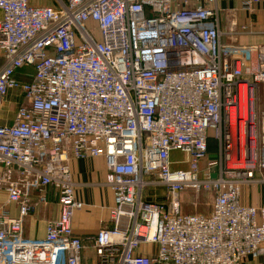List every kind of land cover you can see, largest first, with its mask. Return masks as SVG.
I'll return each mask as SVG.
<instances>
[{
  "label": "built area",
  "instance_id": "obj_1",
  "mask_svg": "<svg viewBox=\"0 0 264 264\" xmlns=\"http://www.w3.org/2000/svg\"><path fill=\"white\" fill-rule=\"evenodd\" d=\"M0 12V264H82L69 160L96 157L114 204L90 264H264V203L243 201L264 188V46L222 42L219 0H0ZM12 91L23 103L2 123ZM176 151L187 169H172ZM49 188L59 217L27 238ZM186 188L212 193L210 214L181 213Z\"/></svg>",
  "mask_w": 264,
  "mask_h": 264
},
{
  "label": "crops",
  "instance_id": "obj_2",
  "mask_svg": "<svg viewBox=\"0 0 264 264\" xmlns=\"http://www.w3.org/2000/svg\"><path fill=\"white\" fill-rule=\"evenodd\" d=\"M202 1L199 0V3ZM32 3L34 5H55L53 0H32ZM219 9L223 43L264 46V0L257 4L252 12L244 10L240 0H219ZM1 16L0 12V18ZM232 23H236V25L231 26ZM243 26L248 28L245 33L240 32ZM21 73L28 74L24 81H31L32 68H26ZM22 103L23 99L17 95V91H12L6 101L1 122L12 123L15 112ZM69 165L76 183V196L85 203V208L74 216L73 229L86 241L87 249L83 253L82 264H90L89 258L93 255V251L89 241L99 229L111 227L109 208L114 204L113 193L103 185L107 173L104 158L96 157L85 160L70 158ZM147 193L149 195L156 194L161 200L164 198V191L161 188H148ZM38 195V192H33V198H37ZM5 200L6 195L0 193V202ZM243 201L247 205H262L264 203L262 188L246 189ZM211 203L209 205L210 212L212 210ZM11 211L13 216L17 215L15 205L11 207ZM59 214L56 195L54 190L49 188L48 203L36 206L25 220V236L32 239L43 238L46 222L58 218Z\"/></svg>",
  "mask_w": 264,
  "mask_h": 264
},
{
  "label": "rangeland",
  "instance_id": "obj_3",
  "mask_svg": "<svg viewBox=\"0 0 264 264\" xmlns=\"http://www.w3.org/2000/svg\"><path fill=\"white\" fill-rule=\"evenodd\" d=\"M56 4L57 0H53ZM2 63V60L0 58V65ZM263 92H264V85L260 84L259 88L257 89V93H258V102H257V109L261 110L262 107V101H263ZM216 144V143H215ZM214 150V149H213ZM216 150H217V144H216ZM214 151L213 153L217 152ZM211 151V154H213ZM212 157V156H211ZM171 158L173 161H184L183 165H179V168L185 169L186 166H188V164H186L185 160H186V156L179 152H173L171 155ZM178 167V166H177ZM263 176H264V172H263ZM263 192H264V188H262ZM212 193H206V192H202L200 194V196L198 197L197 194L195 193V191L192 188H186L185 190H183L180 193V204H181V213L185 214V215H190V214H196V213H202L205 215L210 214V203L212 201Z\"/></svg>",
  "mask_w": 264,
  "mask_h": 264
},
{
  "label": "trees",
  "instance_id": "obj_4",
  "mask_svg": "<svg viewBox=\"0 0 264 264\" xmlns=\"http://www.w3.org/2000/svg\"><path fill=\"white\" fill-rule=\"evenodd\" d=\"M215 150H216V144H215L214 141L211 140L210 143H209V154H208V159L209 160L215 159L217 157V152L213 153ZM211 151H212L213 154H211ZM187 168H188V166L185 167V169H187ZM172 169L175 170V169H180V168H179V165L175 164V165L172 166Z\"/></svg>",
  "mask_w": 264,
  "mask_h": 264
}]
</instances>
